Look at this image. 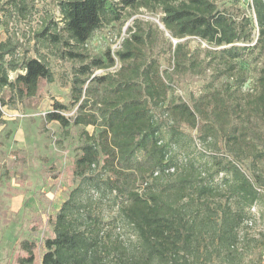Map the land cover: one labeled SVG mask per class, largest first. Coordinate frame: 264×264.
<instances>
[{
	"label": "trees",
	"instance_id": "1",
	"mask_svg": "<svg viewBox=\"0 0 264 264\" xmlns=\"http://www.w3.org/2000/svg\"><path fill=\"white\" fill-rule=\"evenodd\" d=\"M151 6L162 10V22L174 37L196 36L217 48L214 56L223 60L225 73H234L236 61L255 47L264 52V0H253L260 31L254 46L252 28L240 26L216 0H58L63 27L41 34L67 46H84L105 22L120 21L126 8ZM132 37L135 42L128 39L125 50L116 53L128 74L122 80L111 74L94 78L95 84L106 87L95 103L96 112L82 100L86 79L79 77L73 79L70 105L55 102L47 112L46 120L62 127L92 125L99 130L96 135L87 132L75 159L80 182L55 214L54 235L44 241L42 264H212L216 256L237 250L240 229L258 201L260 176L253 179L239 163L248 159L253 169L264 161V68L260 93L244 108L251 121L230 124L226 120L240 104L229 103L223 94L193 105L167 100L171 87L158 65L126 64L144 52V36L134 32ZM181 48L175 52L178 65L189 60L193 64L196 60L188 59ZM15 51L16 46L0 44V91L9 89L13 98L34 97L42 80L53 81V71L37 57L6 62ZM64 53L82 55L71 49ZM106 55V60L94 57L81 72L114 66L115 58L109 51ZM10 71L16 72L14 79ZM245 82L242 75L236 88ZM74 107V115L64 114ZM185 127L198 129L204 139L221 135L234 159H213L211 168L192 157L180 161L176 147ZM96 168L101 171L95 173ZM85 191L112 193L114 220L131 230L135 240L105 230L93 202L83 199ZM21 247L27 255L20 257V264H35L36 243L24 240Z\"/></svg>",
	"mask_w": 264,
	"mask_h": 264
},
{
	"label": "rangeland",
	"instance_id": "2",
	"mask_svg": "<svg viewBox=\"0 0 264 264\" xmlns=\"http://www.w3.org/2000/svg\"><path fill=\"white\" fill-rule=\"evenodd\" d=\"M216 4L240 26L252 28L250 45L254 46L260 31L253 0H216ZM163 15L156 6L126 8L120 21L105 22L84 46H67L41 34L45 29L49 32L62 29L58 0H0V44L16 46L15 55H7L5 61L41 58L49 64L54 75L53 81L42 80L37 94L31 98H13L7 88L0 91L10 114L0 122V264H20V257L27 255L21 247L24 240L36 243L35 264H42L44 241L54 235L55 214L80 182L74 174L75 159L81 154L87 132L96 135L99 130L92 125L62 127L56 121H47V112L55 102L70 105L75 77L86 79L82 100L87 99L89 110L96 112L95 103L104 95L106 87L95 84L94 78L111 74L116 80H122L123 75L128 74L129 69L124 68V62L116 57V53L125 50L124 43L128 39L135 42L134 32L144 36V52L139 59L125 63H136L140 67L149 63L158 65L171 87L167 100L182 99L193 105L223 94L229 103L240 104L226 121L236 125L251 121L244 108H248L260 93L258 79L264 68V52L255 47L236 61L234 73H225L223 60L214 56L217 48L196 36L174 37L162 22ZM178 45H182L181 51L188 59L196 60L193 64L189 60L185 66L178 65L175 54ZM69 49L82 55L73 58L64 53ZM108 51L116 60L114 66L94 68L89 74L81 72L82 66L96 56L106 60ZM9 74L11 79L16 76L15 71ZM242 75L246 82L237 89ZM76 111L74 107L64 114L72 116ZM184 129L185 134L176 147L180 161L192 157L204 168H211L213 159L224 162L234 159L221 135L204 139L199 136L198 129ZM239 164L253 179L260 176L259 198L251 208V218L240 229L237 250L232 255L216 256L212 264H262L264 161L253 169L248 159ZM99 171L101 168H96L95 173ZM113 196L110 192L102 196L85 191L82 197L93 202L94 212L101 215L105 230L121 232L125 238L135 240L131 230L114 220Z\"/></svg>",
	"mask_w": 264,
	"mask_h": 264
},
{
	"label": "built area",
	"instance_id": "3",
	"mask_svg": "<svg viewBox=\"0 0 264 264\" xmlns=\"http://www.w3.org/2000/svg\"><path fill=\"white\" fill-rule=\"evenodd\" d=\"M0 110L2 111L3 117H8L10 115L9 112L6 110L5 105L2 104L1 100H0ZM262 264H264V248L262 250Z\"/></svg>",
	"mask_w": 264,
	"mask_h": 264
}]
</instances>
